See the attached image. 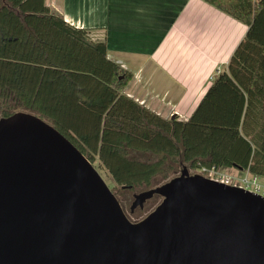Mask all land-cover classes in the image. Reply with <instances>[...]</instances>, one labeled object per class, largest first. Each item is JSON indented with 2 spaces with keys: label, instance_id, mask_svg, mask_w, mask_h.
I'll return each mask as SVG.
<instances>
[{
  "label": "trees",
  "instance_id": "16d2710c",
  "mask_svg": "<svg viewBox=\"0 0 264 264\" xmlns=\"http://www.w3.org/2000/svg\"><path fill=\"white\" fill-rule=\"evenodd\" d=\"M202 1L247 30L179 121L121 94L131 75L107 58L105 42L44 0H0V117L21 110L46 120L128 192L160 185L182 166L264 177V0Z\"/></svg>",
  "mask_w": 264,
  "mask_h": 264
},
{
  "label": "water",
  "instance_id": "95a60500",
  "mask_svg": "<svg viewBox=\"0 0 264 264\" xmlns=\"http://www.w3.org/2000/svg\"><path fill=\"white\" fill-rule=\"evenodd\" d=\"M155 195L130 221L50 123L26 111L0 117V264H264L262 196L182 166L134 193L129 212Z\"/></svg>",
  "mask_w": 264,
  "mask_h": 264
},
{
  "label": "crops",
  "instance_id": "0c3cea01",
  "mask_svg": "<svg viewBox=\"0 0 264 264\" xmlns=\"http://www.w3.org/2000/svg\"><path fill=\"white\" fill-rule=\"evenodd\" d=\"M44 1L105 42L107 58L131 75L120 93L165 119L190 117L247 30L202 0Z\"/></svg>",
  "mask_w": 264,
  "mask_h": 264
},
{
  "label": "rangeland",
  "instance_id": "374dc122",
  "mask_svg": "<svg viewBox=\"0 0 264 264\" xmlns=\"http://www.w3.org/2000/svg\"><path fill=\"white\" fill-rule=\"evenodd\" d=\"M92 164L95 167V169L97 170V172L100 174L101 178L104 180V182L106 183L108 188L113 192L114 195H116V198L118 199V201L122 205L123 210L126 213L128 219L130 221L139 220L148 211L152 210L156 206V204L159 203L160 197L155 195L152 198L148 199L144 203L142 208H136L133 212H129V205H130L131 201L133 200V198H132L133 194L138 193L139 191H142V190L137 189L133 192L121 190V188L113 182V180L111 179L109 174L106 172V170L104 168H102V166L100 165V163L97 160L94 161ZM223 171L226 174L231 175L230 178H231V184L232 185H241L240 180L242 178L248 176V173L246 171H241V170H238L236 168H232V169L226 168V169H223ZM189 172L202 174L201 172H199V170L198 171H189ZM204 176H206V175H204ZM210 176H213V175H210ZM238 179H240V180H238ZM259 181L262 184H264V177H259Z\"/></svg>",
  "mask_w": 264,
  "mask_h": 264
},
{
  "label": "built area",
  "instance_id": "2783aa9c",
  "mask_svg": "<svg viewBox=\"0 0 264 264\" xmlns=\"http://www.w3.org/2000/svg\"><path fill=\"white\" fill-rule=\"evenodd\" d=\"M248 173V171H246ZM201 173L206 175L207 177L217 180L219 182H223L225 184H231V178L228 175L223 174L222 172H220L218 169L215 168H211V169H205L202 168L201 169ZM213 175V176H210ZM240 180V179H238ZM241 185H234V186H238L241 187L245 190H248L250 192H253L257 195H260L264 198V184H262L259 181V177L252 175L250 173H248L247 177L242 178L241 180ZM239 181V182H240Z\"/></svg>",
  "mask_w": 264,
  "mask_h": 264
}]
</instances>
